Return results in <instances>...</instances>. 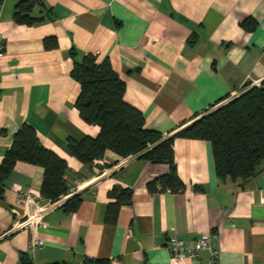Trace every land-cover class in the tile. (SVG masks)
<instances>
[{"label":"crops","instance_id":"0c3cea01","mask_svg":"<svg viewBox=\"0 0 264 264\" xmlns=\"http://www.w3.org/2000/svg\"><path fill=\"white\" fill-rule=\"evenodd\" d=\"M17 1L0 3V161L15 131L29 123L43 146L67 161L64 179L82 201L73 212L53 209L43 225L19 227L29 211L17 203L20 190L29 188L40 203L47 199L40 194L43 169L18 161L0 199V264H83L85 257L174 264L171 237L190 241L207 232L217 236V264H264V164L243 184L221 180L208 141L174 136L185 189L149 192L147 182L167 173V163L135 156L112 170L121 160L114 152L85 165L64 146L68 137L99 132L75 107L80 85L70 76V51L108 59L145 127L173 136L264 80V0H45L50 15L31 26L13 19ZM48 37L55 38L51 47ZM114 186L130 188L132 198L109 224L104 217ZM33 236L42 244L31 250ZM209 259L202 250L181 264Z\"/></svg>","mask_w":264,"mask_h":264},{"label":"trees","instance_id":"16d2710c","mask_svg":"<svg viewBox=\"0 0 264 264\" xmlns=\"http://www.w3.org/2000/svg\"><path fill=\"white\" fill-rule=\"evenodd\" d=\"M37 9L40 15L36 14ZM50 13L51 8L45 0H18L13 19L31 26L44 21L45 15ZM44 43L51 47L55 38H45ZM70 55V76L80 85L75 107L83 121L99 127L95 137H68L64 143L66 152L81 163L91 165L108 150L120 158L136 154L152 163H167L168 172L147 182L146 187L149 192L173 193L185 189L173 159L174 136L208 141L216 175L221 180L243 184L264 164V80L208 111L173 136L165 137L145 127L141 111L124 99L125 83L108 59L99 62L92 53L77 58L74 50ZM18 161L43 169L40 194L44 199L55 201L67 193L69 187L64 179L67 161L43 146L35 128L24 122L13 134L11 145L0 161V199L4 197L7 178ZM108 196L114 201L107 204L104 221L115 224L119 209L131 203L132 190L114 186ZM81 201L80 195L74 194L61 207L73 212ZM83 264H109V261L85 257Z\"/></svg>","mask_w":264,"mask_h":264},{"label":"built area","instance_id":"2783aa9c","mask_svg":"<svg viewBox=\"0 0 264 264\" xmlns=\"http://www.w3.org/2000/svg\"><path fill=\"white\" fill-rule=\"evenodd\" d=\"M4 44H3V35L0 33V58L3 54ZM259 81H255L250 85H247L245 91L248 87L253 85H259ZM242 91L234 92L227 100L239 95ZM226 100V101H227ZM224 103V102H223ZM217 107V106H215ZM214 107V108H215ZM212 108V109H214ZM137 156L129 155L127 157L121 158L116 164H114L111 169H117L127 163L131 158ZM73 193V194H72ZM69 194H77L75 188H69L65 195L60 196L57 200H45L43 203H40L36 198L32 195L31 190L29 188H23L20 190L19 195L17 197V203H22L29 211L26 212V215L23 221L19 224V227L29 228L33 225L39 226L43 225V220L45 216L52 211L53 209L61 206L65 200H67ZM216 234L212 233H204L193 240L186 241L179 237H171L168 241V249L173 258L174 264H181L186 259H195L199 252L202 250H207L210 255V259L208 264H217L216 256L217 249L214 247L213 238H216ZM42 244V241L33 236L30 241V248L33 250L36 246Z\"/></svg>","mask_w":264,"mask_h":264}]
</instances>
